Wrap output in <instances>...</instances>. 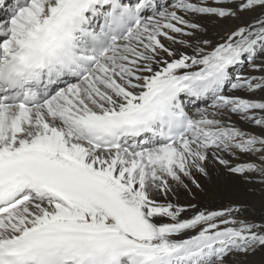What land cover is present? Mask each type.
Listing matches in <instances>:
<instances>
[{
  "label": "snow or ice",
  "instance_id": "1",
  "mask_svg": "<svg viewBox=\"0 0 264 264\" xmlns=\"http://www.w3.org/2000/svg\"><path fill=\"white\" fill-rule=\"evenodd\" d=\"M0 13V264L264 253V220L242 206L169 199L186 180L203 191L210 163L264 191V100L235 94L264 90L236 72L264 71V0H0ZM245 14L216 42L196 37L200 17Z\"/></svg>",
  "mask_w": 264,
  "mask_h": 264
},
{
  "label": "bare ground",
  "instance_id": "2",
  "mask_svg": "<svg viewBox=\"0 0 264 264\" xmlns=\"http://www.w3.org/2000/svg\"><path fill=\"white\" fill-rule=\"evenodd\" d=\"M163 3L169 2V0H161ZM211 3V0H209ZM2 15V13H0ZM253 15L245 14L240 20H227L222 22H216L214 17H200L196 22L203 25L206 29L203 33H196L197 38L208 39L216 42L219 40L225 32L234 28L237 24L247 23L253 19ZM191 42H195V38L184 37ZM261 61H257L260 63ZM236 72L243 76H264V71H259L251 68L248 65L241 66L236 69ZM231 94V93H229ZM236 95L244 96L250 99L264 100V90L257 91L255 93L237 92ZM211 104H205L201 107H189L192 109L191 114L195 115L198 108L206 107ZM231 120L242 130H247L252 133H259L260 129L240 121L236 116H232ZM224 158L236 163L237 160L228 154L224 153ZM242 160L251 159L250 157H240ZM209 171L212 173L211 179L196 175V179L201 184L203 191H198L194 186L189 183L191 191L184 188H178L175 196L169 197L180 205L194 204L199 210H223L230 206H242L243 211L238 214L239 218H246L248 220L260 222L264 220V191L261 190V184L257 176L251 177L250 180L245 181L239 176H229L223 166L219 164L210 163ZM193 210H189L185 213V216H191ZM229 264H234L232 260ZM248 264H264V253H257L255 256L248 258Z\"/></svg>",
  "mask_w": 264,
  "mask_h": 264
}]
</instances>
